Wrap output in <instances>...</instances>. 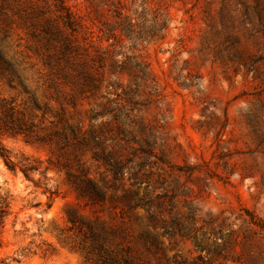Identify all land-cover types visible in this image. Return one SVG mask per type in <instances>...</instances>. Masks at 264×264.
<instances>
[{
  "label": "rangeland",
  "instance_id": "obj_1",
  "mask_svg": "<svg viewBox=\"0 0 264 264\" xmlns=\"http://www.w3.org/2000/svg\"><path fill=\"white\" fill-rule=\"evenodd\" d=\"M61 2L76 25L65 32L71 51L56 44L49 68L17 29L8 57L19 79L0 73V96L23 99L6 80L32 89L37 80H92L97 89L67 111L103 147L59 152L0 138L47 170L34 184L0 159V201L11 209L0 260L101 264L81 249L73 214L103 226L116 252L129 236L145 264H264V0ZM106 101L110 111L92 119ZM69 176L93 181L104 198L89 203ZM145 198L149 207L133 208ZM146 237L157 248H143Z\"/></svg>",
  "mask_w": 264,
  "mask_h": 264
},
{
  "label": "trees",
  "instance_id": "obj_2",
  "mask_svg": "<svg viewBox=\"0 0 264 264\" xmlns=\"http://www.w3.org/2000/svg\"><path fill=\"white\" fill-rule=\"evenodd\" d=\"M75 27L71 14L65 10L61 0H0V73L9 74L12 79L14 77L19 79L18 65L13 58L8 57V50L17 29L25 31L27 49L38 56L44 55L43 64L51 68L54 59L49 55V51L55 48L56 44L60 45L62 55L71 51L65 32H73ZM6 81L11 89H20L23 99L18 103L15 99L0 96V138L21 137L26 144L47 145L59 152H65L68 149L80 152L91 145L103 147L94 128L83 132L80 120L71 123L70 120L73 118L68 117L67 111L68 106L75 107L77 95L84 96L97 89L92 80H37L36 89L29 86V80ZM64 86L71 88L70 93L64 92ZM39 90L42 92L40 93ZM49 102L57 105L58 109L52 110ZM99 108L103 113L93 116L92 119L103 117L104 112L110 111L109 101ZM47 115H50L53 120L49 122L48 127H44ZM108 155L103 157L107 159ZM96 157L100 156L96 154ZM0 159L9 172L12 174L19 172L26 180L33 183L34 175L39 173L43 176L47 171L41 172L39 163L28 157H22L20 160L15 158L1 140ZM114 167L119 173L121 163H116ZM69 179L72 180L74 190L89 203L94 204L104 198V188L93 181L81 179L79 176H69ZM134 196L136 193L131 196L126 194L123 199L128 200ZM150 205V200L145 198L136 200L133 208ZM128 207L132 208V206ZM10 215V203L7 199L1 200L0 250L4 246L3 234ZM69 217L70 223L73 227L77 226L76 230L82 238L81 249L88 251V254L96 251L101 264H145L137 244L127 242L129 236H123V242L119 244L121 251L116 252L108 247L107 230L103 226L79 221L73 214ZM141 245L147 250L157 248V242H149L148 237L141 242ZM0 264L9 263L6 260H0Z\"/></svg>",
  "mask_w": 264,
  "mask_h": 264
}]
</instances>
